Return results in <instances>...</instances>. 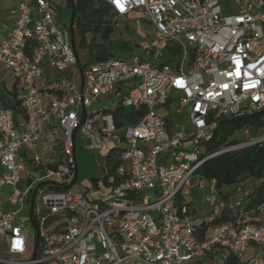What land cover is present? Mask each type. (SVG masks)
Listing matches in <instances>:
<instances>
[{
  "label": "built area",
  "instance_id": "1",
  "mask_svg": "<svg viewBox=\"0 0 264 264\" xmlns=\"http://www.w3.org/2000/svg\"><path fill=\"white\" fill-rule=\"evenodd\" d=\"M103 1L111 16L139 11L149 21L152 38L137 45L145 58L79 66L53 0H19L0 37V65L14 81L10 100L0 96V194L9 189L0 200V264H190L214 253L264 264V202L253 210L263 220L251 222V190L204 195L209 213L199 223L187 205L209 182L197 173L206 161L264 145V0H233L230 14L221 0ZM43 66L68 80L44 90ZM118 108L139 114L137 123L117 127ZM166 108L187 124L170 126ZM255 114L258 128L244 126L242 141L207 153L220 118ZM78 139L104 158L101 176L81 190L66 188ZM39 142L59 147L49 162L29 153ZM35 189L33 228L26 202ZM223 212L227 220L213 224ZM27 222L35 243L25 260ZM250 245L260 254L249 256Z\"/></svg>",
  "mask_w": 264,
  "mask_h": 264
},
{
  "label": "trees",
  "instance_id": "2",
  "mask_svg": "<svg viewBox=\"0 0 264 264\" xmlns=\"http://www.w3.org/2000/svg\"><path fill=\"white\" fill-rule=\"evenodd\" d=\"M67 3L71 9L73 8V32L79 34L81 44L85 43L84 35L86 32L97 33L102 26L101 37L102 40L106 41L108 35L112 32V26L110 22H101L109 12V8L103 0H67ZM97 59L90 60L89 63ZM56 88L55 84L43 87L46 91H53ZM13 109L14 112L18 110L17 104H13ZM139 116V114L123 108H118L113 112L117 127L136 124ZM260 119L261 114L220 118L211 140L206 144L207 153L215 152L224 145L237 143V141L231 139L232 136L244 126L258 128L261 124ZM197 173L205 180L213 183L223 200H227V195L221 190L223 187H231L242 181L253 179L256 184L251 189L249 204L246 209L255 210L264 202V145L260 147L251 146L218 155L206 161ZM91 181H94V179H91ZM177 205H181L180 199ZM226 220L227 212H223L212 223H222ZM222 264H237V262L235 258L228 257L224 259Z\"/></svg>",
  "mask_w": 264,
  "mask_h": 264
},
{
  "label": "crops",
  "instance_id": "3",
  "mask_svg": "<svg viewBox=\"0 0 264 264\" xmlns=\"http://www.w3.org/2000/svg\"><path fill=\"white\" fill-rule=\"evenodd\" d=\"M18 1L19 0H0V37H2V38L6 37L12 29L13 20H14V15L12 14V11L15 8ZM221 5H222L223 13L224 14H230V13H228L229 8H227V6L225 8L223 7V0H221ZM235 7H236V5H235ZM236 10H237V8H235V11ZM56 15H57V11H56ZM101 22H110V24L112 26V32L108 35V37L106 39V41H108V44L105 43V45L107 46V47L105 46V48L103 46V44H104L103 42H106V41L102 40V37H101L103 26L98 29L97 33H93L90 31H89V33L88 32L85 33V35H84L85 43L84 44H81L80 39L75 40L74 32H72L73 33L72 44H73V47L76 51L79 66H84V65L88 64L90 60H93V59L112 57L116 53L122 54V49H124L126 47V45H124L120 41L115 42V43L111 42V38L114 36L115 31L118 28L117 22H123L124 24H127L129 22H135L136 24H138V22H145V24L148 25L149 29H151L152 32L142 33L140 31L138 25H137L136 32H137V35L141 38V41L150 40L151 36L153 35V32H154V29L151 26V24L149 23V21L147 19L143 18L142 14L139 11H134V12L129 13L126 16H121V17L111 16V15L107 14L106 16H104V18L101 20ZM88 39L94 40V42L90 46H94V48H95V46H98V47L101 46L102 48L99 47L100 48L99 51H95V54H93V55L87 54V53L86 54H79L77 47H83V45H85L86 43L88 44ZM106 48L107 49L109 48V49L107 50ZM132 56L133 55H131V56L124 55L123 60L130 61ZM139 56L142 58L146 57L144 54L139 55ZM43 78L45 80L43 82V84H44L43 87H45L47 85L55 84L58 88L63 81L68 80L69 74L66 72L65 73H57V72L50 70L48 67L43 66ZM9 82L11 84V89L9 91L5 88V85H4V91H2L3 94L0 90V96L2 97V99L4 101H9L10 95L14 91V81H13L12 77L9 79ZM101 103L104 106H108L110 104V102H108V101H105V102L103 101ZM95 105H98V104L95 103ZM14 117H15L16 122L23 120V116L19 110L14 112ZM79 142L81 144L80 140H79ZM76 145H77V141H76ZM76 147H75V149H76ZM46 148H49L50 152L48 151V153H46V154H44V152H40V149H44L42 151H45ZM58 150H59V147H57V146L53 147L52 145L46 144L45 142H39L37 144L36 148L32 151H29V153L37 154L42 158V161L49 162L53 158L54 153L57 152ZM74 157H75V150H74ZM245 184H246V182H245ZM242 185H244V184H242V182H240L236 185L231 186L230 191L226 192L225 194L227 196L235 195L237 193L238 189L240 188V186H242ZM245 188H247L248 190L252 189V188H250V187L248 188L246 186H245ZM204 189H201V190H204ZM197 190L198 189H195L193 191L191 198L188 199L187 205L189 207V211H190V214L192 216V219L196 223H199V222H202L207 217L209 212H208V206L202 203L203 199L202 200L199 199L198 194H197ZM217 198L222 199V197L220 195H218V197H216V199ZM0 200L5 202L6 197H5L4 193L0 194ZM203 206H205V207H203ZM5 207H7L6 204H5ZM247 212H248V218L251 222L259 223L263 220V218L258 213H256L255 211L247 210ZM247 254L249 256L259 255L260 251L255 246L250 245L248 248ZM213 256H220V254L214 253L210 257H213ZM223 262L224 261L220 262V264H222Z\"/></svg>",
  "mask_w": 264,
  "mask_h": 264
},
{
  "label": "rangeland",
  "instance_id": "4",
  "mask_svg": "<svg viewBox=\"0 0 264 264\" xmlns=\"http://www.w3.org/2000/svg\"><path fill=\"white\" fill-rule=\"evenodd\" d=\"M55 9L57 11V18L59 19L58 23L61 26H64L66 28L69 27L70 24V18H71V8L67 3V0H53ZM235 3L233 0H223V7L229 8L228 13H235ZM118 28L115 31L114 36L111 38V42H121L126 47L122 49V54L116 53L112 57L115 59H123L124 55H143V53L138 48V43L141 41V38L137 35V25L142 33L152 32L151 29H149L148 25L145 24V22H138L136 24L135 22H129L127 24H124L123 22H117ZM87 33V32H86ZM89 33V32H88ZM75 40L80 39V36L78 33H74ZM152 38V36H151ZM94 40L88 39V44L86 43L83 45V47H77V50L79 54H95V51H99V47L101 46H90ZM103 46L105 48V43L108 44V41L103 42ZM107 47V46H106ZM102 48V47H101ZM107 49V48H106ZM109 49V48H108ZM107 49V50H108ZM11 78V74L9 71L5 70L3 66L0 65V90L1 92L4 91V85L5 88L9 91L11 89V84L9 82V79ZM44 86V84H43ZM3 94V92H2ZM173 113L172 108H166L165 111H162L160 115L162 117H166V121L170 126H172V123L175 121L177 123H185L187 124V118L183 115H175L171 116ZM233 140L240 142L243 140V135L241 131L236 132L232 138ZM75 149V160H76V166H77V181L72 186V189L81 190L85 189L89 184L90 180L94 178H98L101 176V166L104 163V158L102 157V154L93 152L91 150L86 149L84 146H82L79 142V139L77 140V145ZM44 149H40V152H44V154L50 152L49 148H46V152L42 151ZM246 182V184H245ZM242 181V184H244L246 187L252 188L256 182L253 179H248ZM205 189L197 190V194L200 200L203 199L204 195H210L213 193V191L217 192L216 188L214 187L213 183L204 182ZM243 185V186H244ZM223 193H226L230 191V187H223L222 189ZM9 189L4 188L3 192L8 193ZM216 199V196L212 197V201ZM30 198L26 202V206L29 205ZM205 207V206H203ZM27 208V207H25ZM22 215H25V213H22ZM17 221L19 222L20 219L17 217ZM27 228V236H28V251L26 256L24 257L25 260H28L31 258L33 254V248L35 243V232L32 227H29L28 222L25 224ZM1 256H5L4 254H1ZM224 261V258L220 256H213L208 259L199 261V262H191L190 264H220V262Z\"/></svg>",
  "mask_w": 264,
  "mask_h": 264
},
{
  "label": "water",
  "instance_id": "5",
  "mask_svg": "<svg viewBox=\"0 0 264 264\" xmlns=\"http://www.w3.org/2000/svg\"><path fill=\"white\" fill-rule=\"evenodd\" d=\"M73 18H74V11H73V8L71 9V19H70V25H69V31L71 32V39L73 37ZM73 45V44H72ZM77 166L75 168V171H74V176H73V179L71 181V183L66 187V188H71L77 181ZM39 187V186H37ZM37 189V188H36ZM36 189L32 192L31 196H30V201H29V218H30V223L32 225V227L34 228V223H33V219H32V206H33V202H34V195H35V192H36Z\"/></svg>",
  "mask_w": 264,
  "mask_h": 264
}]
</instances>
